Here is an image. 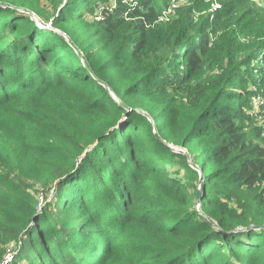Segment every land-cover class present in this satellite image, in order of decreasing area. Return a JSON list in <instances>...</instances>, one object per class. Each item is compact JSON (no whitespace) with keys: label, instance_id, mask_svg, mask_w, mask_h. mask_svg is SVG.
Listing matches in <instances>:
<instances>
[{"label":"trees","instance_id":"trees-1","mask_svg":"<svg viewBox=\"0 0 264 264\" xmlns=\"http://www.w3.org/2000/svg\"><path fill=\"white\" fill-rule=\"evenodd\" d=\"M258 97L255 0H0V264H264Z\"/></svg>","mask_w":264,"mask_h":264},{"label":"rangeland","instance_id":"rangeland-1","mask_svg":"<svg viewBox=\"0 0 264 264\" xmlns=\"http://www.w3.org/2000/svg\"><path fill=\"white\" fill-rule=\"evenodd\" d=\"M255 2L257 3V5H259V6H261V7H264V0H255ZM42 6H43V8L45 9V11H44V13L46 14L45 16L46 17H50L51 16V14H53V9H51V7H49L48 8V6L44 3V4H42ZM26 13V12H25ZM98 18V17H97ZM36 22H38L39 23V26L41 27V28H52L51 27V25H52V23L51 22H48V20H40V19H38L36 16L33 18ZM96 19V18H95ZM96 21H98L97 19H96ZM58 32V31H57ZM59 34H61L66 40H68V38H67V36L65 35V34H63V33H60V32H58ZM253 89L255 90L256 88H254L253 87ZM263 102L264 103V100L262 99V100H258V98H255L254 99V107H255V105L256 104H260V102ZM258 118H257V120H256V123H257V125L260 127V128H262L263 130H264V108H260V109H258ZM256 118V117H255ZM173 149L174 150H176V151H178V152H182V153H185V154H187V152L185 151V149H183V148H175V147H173ZM188 162L190 163V165L195 169V170H197L198 172H199V174H200V178H201V176H203V173H202V170L200 169V168H198L196 165H195V163L190 159V160H188ZM199 185H200V183H199ZM53 191L49 194V199L51 200V199H53ZM199 193H200V198L202 197V195H201V188H199ZM46 196H44V195H42V194H40L39 195V198H40V200H43L44 198H45ZM197 210H198V212H201V208H200V204H197ZM8 252H10V251H8ZM11 254V253H10ZM9 256V255H8ZM7 256V257H8ZM12 258L10 257L8 260L10 261Z\"/></svg>","mask_w":264,"mask_h":264},{"label":"built area","instance_id":"built-area-1","mask_svg":"<svg viewBox=\"0 0 264 264\" xmlns=\"http://www.w3.org/2000/svg\"><path fill=\"white\" fill-rule=\"evenodd\" d=\"M97 20H100V18H98ZM258 100H262V98H260V97H258ZM264 105V103L261 101L260 102V104H256L255 105V116H257L258 115V109H260L262 106Z\"/></svg>","mask_w":264,"mask_h":264},{"label":"water","instance_id":"water-1","mask_svg":"<svg viewBox=\"0 0 264 264\" xmlns=\"http://www.w3.org/2000/svg\"><path fill=\"white\" fill-rule=\"evenodd\" d=\"M27 14H29L31 17H35V14L32 12H26ZM173 148V147H172ZM176 151V150H175ZM178 152V151H177ZM198 197L200 198V193H198Z\"/></svg>","mask_w":264,"mask_h":264}]
</instances>
